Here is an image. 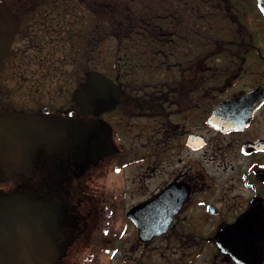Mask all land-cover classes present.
<instances>
[{
	"label": "flooded vegetation",
	"instance_id": "1",
	"mask_svg": "<svg viewBox=\"0 0 264 264\" xmlns=\"http://www.w3.org/2000/svg\"><path fill=\"white\" fill-rule=\"evenodd\" d=\"M32 7L0 70V191L42 205L56 264H264V0H164L163 46L118 47L114 74L31 44L59 25ZM92 71L113 108L107 85L76 101Z\"/></svg>",
	"mask_w": 264,
	"mask_h": 264
},
{
	"label": "water",
	"instance_id": "2",
	"mask_svg": "<svg viewBox=\"0 0 264 264\" xmlns=\"http://www.w3.org/2000/svg\"><path fill=\"white\" fill-rule=\"evenodd\" d=\"M16 33L15 19L6 5V2L0 0V70L2 69L6 56L12 46ZM107 85L103 88L105 97L102 98L101 107L104 109L113 108L116 100L114 94V84L104 74L92 71L88 75L86 82L75 92L74 97L81 107L84 103V92L91 86V97L98 96L102 90L96 89L97 86ZM106 101H104V100ZM5 114H0V128L4 126ZM42 211V205L29 200L20 193H11L0 191V264H56L58 254L47 247L53 242L55 234L47 233L42 239H36L35 228L37 226L38 214ZM11 214H17L22 220H17V224L6 221ZM24 219V220H23ZM21 225L28 230L27 235L19 232ZM7 227H16L11 233L6 232ZM38 237V236H37ZM43 243V244H42ZM42 250H39V249ZM39 251H44L42 257L38 256Z\"/></svg>",
	"mask_w": 264,
	"mask_h": 264
},
{
	"label": "rangeland",
	"instance_id": "3",
	"mask_svg": "<svg viewBox=\"0 0 264 264\" xmlns=\"http://www.w3.org/2000/svg\"><path fill=\"white\" fill-rule=\"evenodd\" d=\"M98 1V0H97ZM121 2L124 6L126 5L131 13H138L141 9L144 7L148 8L151 11H157L158 13L161 12L159 10L162 9L163 1L164 0H116ZM90 0H71L69 1V6H72V10L75 11V13L70 14L68 17L63 18L61 16L60 18L56 16V18L53 16L55 15L54 12L51 14L54 18L52 19L54 21H57L59 23L58 28L56 30H48L47 28L43 27L39 24H36L38 21L37 19H34L32 21V33L30 34V43L36 44L38 47H92L89 48V54L84 57V60L82 58H79L80 60L86 61L87 66L94 69H99L100 71H106L107 73L114 74L113 71V59H111V51L112 48L115 47V40L111 37L102 38V40L99 39V32L104 35L105 28H106V22H103L102 27L99 28V24H97V27L95 28V21L94 16L91 15L93 5L90 4ZM80 5H84L82 7H85L86 9H80ZM63 7V6H62ZM159 9V10H158ZM47 11L49 13L51 12L48 8ZM51 16H49L51 18ZM80 18H82L84 21H81ZM101 19H104L103 16L100 17ZM49 19V18H48ZM45 19V20H48ZM76 25L75 23L79 21ZM75 21V22H74ZM112 22L113 20H109ZM82 22V23H81ZM74 23V27L72 26L73 30H71V25ZM110 26V25H109ZM51 27V26H47ZM83 27V31H80L79 33L74 34V31H78ZM70 33L73 35L70 36ZM84 34L85 42L84 40L81 41L79 38V35L82 36ZM98 34V37L96 35ZM22 38V37H21ZM17 37V46L28 43V40H23ZM83 51V50H81ZM99 52L101 53V59L99 58ZM60 53H58V56ZM82 55H85L82 53ZM102 55H105L103 58ZM106 61L105 63L102 61ZM115 60V59H114ZM100 61V62H99ZM70 264H88L86 260L83 259H76L75 261L71 260ZM102 264H115L114 261H103Z\"/></svg>",
	"mask_w": 264,
	"mask_h": 264
},
{
	"label": "trees",
	"instance_id": "4",
	"mask_svg": "<svg viewBox=\"0 0 264 264\" xmlns=\"http://www.w3.org/2000/svg\"><path fill=\"white\" fill-rule=\"evenodd\" d=\"M9 4V7L16 19L17 23V33H22V18L25 12L29 14L37 13L39 8L32 7L25 11L23 6L25 4L30 5H48L53 6L56 3L59 5L57 17L63 16V18L68 17L70 14L74 13L72 9H69L67 5H69V1L71 0H55L50 2L51 0H4ZM90 4L93 5L91 15L94 16L95 25L99 24V28L101 27V16L104 17L106 22V28L104 35L102 33L99 34V39L111 37L115 40V47L112 48L111 51V59H115V55L118 47H162L164 41V31L163 27L160 24L152 25L150 20L151 10L144 7L138 13H131L130 9L121 2L118 3L116 0H90ZM63 6V7H62ZM51 11V10H50ZM156 19L158 22H161V15L156 11ZM159 18V20H158ZM49 21L52 19L49 18ZM109 20H113L110 22ZM77 21L75 25L78 23ZM82 23V22H81ZM110 25V26H109ZM71 30H73L71 25ZM83 31V28L78 31H74L79 33ZM98 34L96 37H98ZM73 34L70 33V36ZM81 41L84 40L85 36L79 35ZM85 42V40H84ZM92 47H90L91 49Z\"/></svg>",
	"mask_w": 264,
	"mask_h": 264
}]
</instances>
